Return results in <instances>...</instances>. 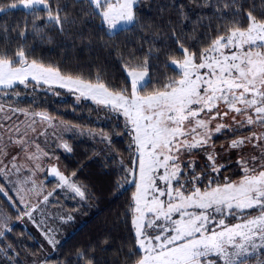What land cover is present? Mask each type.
<instances>
[{"label":"snow or ice","instance_id":"6c2138e0","mask_svg":"<svg viewBox=\"0 0 264 264\" xmlns=\"http://www.w3.org/2000/svg\"><path fill=\"white\" fill-rule=\"evenodd\" d=\"M218 3L222 7H216L217 14L231 8L233 19L226 26H218V34L209 36L207 46L198 50L185 47L173 31L182 59L172 57L166 66L173 67L177 75L166 77L151 91L143 92L141 89L151 82L149 58L158 55L159 49L150 47L140 62H134L139 58L129 53L131 60L124 63L122 70L130 78V89L110 88L99 74L93 82L65 74L58 65L29 58V31L34 38L50 39L48 31L63 33L66 24L76 23L69 19L59 0H13L0 4V14L23 8L34 17L31 29L27 20L23 26L11 29L21 43L11 50L6 44L0 51V95L19 96L14 92L17 85L34 90L58 86L78 94V101L90 99L124 118L125 133L112 135L127 134L130 139L131 167L125 166L123 159L119 163L125 182L135 189L128 213L134 228V249L128 256L139 254L134 264H264V7L256 15L257 7L250 5L245 11L242 0ZM83 4L88 9L83 15L99 17L110 36L138 23L139 0H83ZM209 4L210 0H205L204 6ZM173 6L181 20H186L184 5ZM40 11L46 15L39 16ZM242 19L247 23L242 24ZM39 20L44 21L43 26L37 23ZM9 31L6 23L0 24V39L10 43ZM0 112H20L28 121L23 131L18 124H0V180L6 181L0 184V197L16 211V221H30L55 249L59 244L55 229L45 226L46 219L37 220L35 213L40 212L43 217L42 205L49 203L57 189H67L81 200L86 198L87 190L74 181L75 173L66 175L55 165L47 171L57 180L56 188L46 192L43 183L34 178L38 171H45L41 160L48 158L49 153L43 152L29 133L36 132L37 117L42 123L51 124L50 115L5 103H0ZM244 129H250L249 135L232 139L227 150L251 145L258 154L240 156L236 161L239 178L226 176L221 181V170L227 165L217 162L212 139L225 132L236 135ZM99 135L111 144L110 136L103 132ZM8 145L24 153L28 175L21 178L24 166L17 163L19 153L10 155L5 150ZM62 147L72 151L67 143ZM193 151L202 152L206 160L199 172ZM13 174L17 175L16 180L11 179ZM128 176H132L131 181ZM117 188L122 189L123 185L117 182ZM19 205H23L22 211ZM72 219L71 212L60 217L63 223ZM12 223L15 221L0 205V253L6 264H17L20 257L12 244L3 242L12 231ZM76 256L78 260L85 259L82 250H77ZM86 264L93 262L87 259Z\"/></svg>","mask_w":264,"mask_h":264},{"label":"trees","instance_id":"16d2710c","mask_svg":"<svg viewBox=\"0 0 264 264\" xmlns=\"http://www.w3.org/2000/svg\"><path fill=\"white\" fill-rule=\"evenodd\" d=\"M11 2L13 0H0V4L4 5ZM59 3L69 19H75L76 23L66 24L63 33L46 29L50 39L34 38L29 31V58L58 65L65 74L81 76L93 82L99 74L110 88L127 86L130 89V78L122 70L124 63L131 60L129 53L139 58L134 62H140L150 47L159 49L158 55L149 58L151 82L146 89H141L142 92L151 91L166 77L177 75L173 67L166 66V62L172 57L182 59L172 36L173 31L185 47L198 50L207 46L209 36L215 37L218 34V26H226L233 19L231 8L223 9L217 14L216 7H222L218 0H210L208 6H204L205 0H139L136 7L138 23L110 36L106 34V26L101 24L99 17L87 18L83 15L88 11L83 0L79 4L76 0H59ZM223 3H230V0H223ZM179 4L184 5L186 20H181L177 8L173 6ZM250 5L257 7L254 14L259 15V9L264 7V0H242L243 10H248ZM38 14L41 17L46 15L43 11ZM32 19L34 17L23 8L0 14V24L8 25L9 35L12 37L10 43L0 39V51L4 50L6 44H9L10 50L17 47L21 41L11 29L16 25L23 26L25 20L29 21L28 28L31 29ZM37 23L44 25L43 20ZM241 23L246 24L247 21L242 19ZM14 92H18L19 96L13 94L0 101L13 108L46 113L52 118L88 128L92 132L99 130L111 137V144H102L101 140L81 135L66 136L67 142L64 143L72 151L68 152L63 147L58 149L61 167L67 175L75 173L73 179L86 188V198L81 200L57 189L49 203L43 207L46 208L44 213L49 218L46 220L52 224L59 225L54 207L61 208L64 212L71 210L78 219L76 222L80 223L68 224L65 229L72 228L71 231L55 249L50 248L48 251L43 250V245L26 224L18 221L13 223L12 231L3 242L12 244L20 253L17 264H33L35 260L38 264H86L87 259H91L93 264H134L139 254L128 256V252L134 249V228L128 213L131 193L135 189L133 184L125 182L119 163L123 159L124 165L131 167L132 156L128 150L130 139L127 134L112 135L125 133L124 118L89 99L75 101L72 97H58L45 86L34 90L31 86L25 88L17 85ZM228 138L230 133H224L215 138V143H222ZM226 165L221 170L220 180L226 176L239 178L241 172L237 164L229 162ZM201 167L197 163V172ZM127 179L131 181L132 177L128 176ZM117 182L123 185L122 189L117 188ZM46 188L48 191L56 188L55 179L47 180ZM71 198L76 202H71ZM0 199L5 212L16 219V211L9 207L3 197ZM19 207L22 211V205ZM77 250L85 253V259L78 260ZM0 264H6L3 253H0Z\"/></svg>","mask_w":264,"mask_h":264},{"label":"rangeland","instance_id":"374dc122","mask_svg":"<svg viewBox=\"0 0 264 264\" xmlns=\"http://www.w3.org/2000/svg\"><path fill=\"white\" fill-rule=\"evenodd\" d=\"M30 87V86H29ZM47 89H49L47 86H45ZM53 93H55L56 96L58 97H72L75 101L77 100V95L76 93L73 92H69L67 89H62L59 88L58 86H53L52 90ZM10 96V95H9ZM6 96V97H9ZM84 98H81L80 100H83ZM0 100H5V96L0 95ZM79 100V101H80ZM90 100V99H89ZM78 101V100H77ZM0 103H3L2 101H0ZM8 106V105H6ZM18 109H23V108H18ZM27 110V109H25ZM29 112H39V111H35V110H28ZM28 121L26 120V117L23 113L17 112V113H11V112H0V124H2L4 127H9L13 124H18L20 125L21 131L24 130V124L27 123ZM60 122H64L62 120L56 119V118H52V123L51 124H44L40 121V118L37 117V123L34 125L36 127V132L34 133H29L30 137L32 138V140L35 142V144H38L40 146V149L43 152H47L49 153V157L48 158H42L41 163L44 166L45 171H38L35 175V179L37 180V182L39 183H43L46 192L48 191L46 188V182L47 180H49L51 177V175L48 174V169L50 168V166H57L59 168V170L63 173L64 170L61 167V163H60V155H58V149L62 147V145L64 144V142L66 141V136L67 135H81L84 137H87L89 139L94 138L97 139L98 141L101 140L102 144H106L108 142V140L103 139L99 133H101L99 130H88V128H83L81 126H73L70 125L66 122L64 123H60ZM225 123H231L230 120H226L224 121ZM72 126L71 130L68 129L67 126ZM251 130H255V131H259V129H251ZM249 131L250 129H244L241 130L240 132L236 133V135H232L230 133V138H228V140L223 141L222 143H215V138L218 137L219 135L222 134H217L216 136L213 137L212 139V143L215 144L216 146V152L218 154V163H223V164H227V163H236L237 159L240 156H250V155H256L258 154L256 152V150L254 148H252L251 145H247L244 148L240 149V150H227V146L229 144V142L232 139H235L237 136H247L249 135ZM44 133V134H41ZM228 132H225V134ZM224 134V133H223ZM5 142H6V138H5ZM221 145H224V148H221ZM6 151H8L10 153V155H17L19 153V157L17 160V163H19L20 165L24 166L23 171L21 173V178L23 176H26L29 174L28 172V165L26 163V161L23 159L24 153L21 152L20 148L15 147L13 145H8V147L5 149ZM192 157H194L198 163H200L202 166L206 163L205 157L203 155L202 152L200 151H193V153L191 154ZM133 158V157H132ZM188 158V154L186 153L183 157V159H187ZM239 168V167H238ZM66 174V173H65ZM67 175V174H66ZM70 176V175H69ZM132 177V176H131ZM12 180H16L17 179V175L13 174L11 176ZM238 179V178H236ZM235 180V179H234ZM56 181V185H57V180ZM1 183H6V181L4 180H0ZM8 187H10L11 185H7ZM61 190V189H59ZM63 191L67 192V195L71 194L74 195L72 192H70L67 189H63ZM63 192V193H65ZM11 194V193H10ZM15 198V197H14ZM38 199H42V197L38 198ZM32 202H36L35 199L32 200ZM71 202H76L74 198H71ZM0 205H2L3 207V211L5 212V208L3 205V201L0 199ZM44 205H42L41 208V212L44 214L43 217L41 216V213H35L37 220L44 218V219H49L46 217L44 211L46 210V208L43 207ZM23 208V205H22ZM55 208V213H56V217L57 220L59 221V225L56 224H52L51 221H47L46 223V227H51L53 229H55V238L56 240L59 241V243H61L65 236L71 231L72 228L70 229H65V227L70 224L71 222H76L78 219H76L72 213L71 210H65V212L61 209V208ZM67 212H71L73 215V219L67 223H63L60 220V217L64 216L65 213ZM6 213V212H5ZM50 213V212H49ZM7 214V213H6ZM51 214V213H50ZM11 216V215H9ZM12 221H16V219L12 218ZM21 224H26L29 229L34 233V235L36 236V238L39 240V242L43 245V250L45 249L46 251L50 250V248H52L44 239L43 235L41 234V232L28 220H24V221H18ZM76 223H80V222H76ZM13 224V223H12ZM46 253V252H45ZM36 261V260H35ZM30 261L28 260V263Z\"/></svg>","mask_w":264,"mask_h":264}]
</instances>
